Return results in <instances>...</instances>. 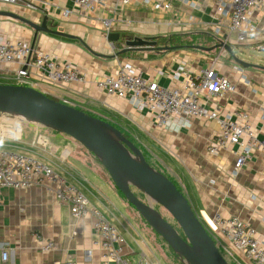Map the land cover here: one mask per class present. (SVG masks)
I'll list each match as a JSON object with an SVG mask.
<instances>
[{
  "label": "crops",
  "instance_id": "1",
  "mask_svg": "<svg viewBox=\"0 0 264 264\" xmlns=\"http://www.w3.org/2000/svg\"><path fill=\"white\" fill-rule=\"evenodd\" d=\"M44 1H50L51 7L45 5ZM171 2V11L157 10L152 4L135 3L120 8L115 14L106 11L96 15V18L75 14L67 19L72 26L65 30H70L74 36L89 44L91 49L97 50L101 55L111 56L114 49L112 43L107 40V34L99 29L102 26L100 19H111L112 32L120 33L125 41L135 37H156L155 49L132 50L115 59L96 57L86 50L82 43L41 33L35 49L51 53L60 61L71 62L86 73L88 83L54 85L34 75L33 88L68 101L87 113L93 112L91 115L99 114V118L119 124L124 121L138 130L141 129L140 125L147 128L152 125L158 130H155L159 138L156 141L171 150V156H160L170 169V178L188 197L222 255L229 261L225 256L224 258L231 264H252L241 250L223 236L213 224L212 218L217 212L225 218L238 217L247 226L254 228L258 238L264 242V160L259 150H256L242 171L234 175L235 156L232 150L219 156L208 153V146L219 132L216 120L193 118L188 119L190 127H181L177 121L169 127L158 128L148 113L138 112L127 100L110 97L97 86V83L106 77L113 76L123 63H129L161 86L172 88L176 85L173 75L178 70L186 68L198 72L216 62V72L228 76L235 85L234 92L217 101V105L223 112H248L255 129L261 132L264 70L244 68L229 61L225 55L227 50L217 47L219 39L210 41L209 46H200L209 50L181 47L174 51H162L163 47L158 45V39L174 35L178 31L196 28L212 35L208 27L216 17L212 0ZM35 3L37 9L33 10L20 6L3 8L1 5L0 10L17 11L34 19L47 17L48 20L62 17V9H73L69 0H35ZM203 4L207 5L203 7ZM254 20L260 32L249 45L264 47V11L257 13ZM83 24L96 30L91 32L84 29ZM0 37L13 42L26 41L32 44L34 32L29 31L20 22L0 17ZM230 42L236 43V37ZM17 68V64L0 66V80L7 81L5 84L8 85H17ZM241 72L247 76L249 83L240 79ZM214 106L215 104L211 105ZM37 133L39 130L35 132ZM48 140L54 149L51 155L48 154L49 144L45 143L44 137L37 142L17 141V144H6L18 146L22 149L18 152H27L48 163L67 182L81 188L90 200V208L100 210L125 238L126 244L122 246V255L125 258L137 261L144 257L150 264H155L154 256L144 250L146 245L142 237L139 238L128 226V206L106 170L88 156L76 155L78 152L74 146L62 136L49 134ZM38 150L46 155H42ZM94 224L95 217L91 212L77 219L72 215L69 206L61 205L54 195L43 188L6 189L0 201V264H65L68 260L76 264H117L106 260V252L100 245V236ZM37 235L54 241L55 249L49 252L41 251L42 244ZM129 237L136 245L128 240ZM3 251L10 254L6 263L1 261Z\"/></svg>",
  "mask_w": 264,
  "mask_h": 264
},
{
  "label": "built area",
  "instance_id": "2",
  "mask_svg": "<svg viewBox=\"0 0 264 264\" xmlns=\"http://www.w3.org/2000/svg\"><path fill=\"white\" fill-rule=\"evenodd\" d=\"M69 1L73 9H62L61 14L65 19L75 14L86 18H96V15L106 11L115 14L120 8L135 3L152 4L155 9L163 11H171L173 8L172 0ZM212 1L216 17L208 29L216 39L233 44L230 37L235 36L236 43L247 44L258 36L260 28L254 16L264 11V0ZM43 3L51 7L50 1ZM0 5L37 9L35 0H0ZM100 21L108 36L113 31V21ZM112 45L115 49L116 44ZM8 64H17L15 80L19 86L33 87L34 75L54 85L88 83L86 73L71 62L60 61L51 53L39 51L32 47L31 42H13L0 37V66ZM215 65L216 62H212L210 67L198 72L182 68L173 75L176 85L169 88L144 76L129 63H123L113 76L106 77L97 86L110 97L127 100L138 112L148 113L158 128L169 127L177 121L181 127H190L188 119L193 118L216 120L219 132L208 146V153L219 156L232 150L235 156L233 172L238 175L253 158L256 150H259L264 160V112L261 117V132L255 129L248 112H223L216 102L234 92L235 85L228 76L218 74ZM240 79L250 82L243 72ZM66 104L71 105L68 101ZM213 104L215 106L211 107ZM32 187L43 188L54 195L61 205L70 207L72 215L77 219L91 212L95 217L94 228L100 236V245L106 252L107 261L117 264H150L144 257L137 261L125 258L122 246L126 242L118 228L100 210L91 209L90 200L83 190L67 182L51 165L29 154L0 150V201L6 189L23 190ZM212 222L252 264H264V242L258 238L254 228L247 226L238 217L225 218L220 212L213 216ZM37 239L42 244L41 251L55 249L54 241L46 240L41 235H37ZM9 258V252L3 251L1 261L6 263ZM65 264L76 263L68 260Z\"/></svg>",
  "mask_w": 264,
  "mask_h": 264
},
{
  "label": "water",
  "instance_id": "3",
  "mask_svg": "<svg viewBox=\"0 0 264 264\" xmlns=\"http://www.w3.org/2000/svg\"><path fill=\"white\" fill-rule=\"evenodd\" d=\"M0 17L20 22L34 30L32 47L36 48L41 33L80 40L78 37L47 26V17L37 24L9 10H0ZM156 37H135L125 41L120 49L121 34L112 32L107 40L119 49L111 56L101 55L80 40L92 55L115 59L132 50H147L157 47ZM237 64L244 68L264 70V67L248 64L233 53L230 44L217 40ZM197 50H209L194 46ZM181 47H163L162 51H174ZM0 111L21 116L64 134L97 157L106 169L118 191L133 206L147 224L179 254L188 264H229L221 254L216 241L201 222L190 200L169 177L153 168L142 151L119 129L106 120L90 115L84 110L50 97L33 87L0 84ZM138 189L154 203L164 208L178 224L183 236L149 204L144 203L133 191Z\"/></svg>",
  "mask_w": 264,
  "mask_h": 264
},
{
  "label": "rangeland",
  "instance_id": "4",
  "mask_svg": "<svg viewBox=\"0 0 264 264\" xmlns=\"http://www.w3.org/2000/svg\"><path fill=\"white\" fill-rule=\"evenodd\" d=\"M207 4H203V7H205ZM3 7V6H2ZM4 8V7H3ZM7 10V9H2ZM11 11V10H9ZM19 15V12L12 11ZM23 16V15H22ZM25 18H28L32 21H34L37 24H42L44 21V18H32L31 16H24ZM22 24V23H20ZM47 26L53 30V31H60L65 32L71 35L72 32L70 30H65V28L71 27V23L67 21L63 16L62 17H54L47 20ZM29 31L34 32L33 29L23 24ZM83 28L90 30H96V28L92 29L89 26L83 24ZM99 29L103 32H105V27L102 25L99 27ZM174 35L176 41H181L183 44L189 45V47L194 46H209V42L212 41V37L208 34H205L202 29H186L185 31H178L175 32ZM168 37H162L160 38V44L162 42H165L164 40H167L171 38V35H167ZM166 38V39H165ZM65 39V38H64ZM132 39V38H131ZM234 39V36L230 37V40L232 41ZM81 44L79 40H74ZM125 44V43H124ZM89 45V44H88ZM233 48L234 55L239 58L240 60L248 63V64H254L264 67V47L262 46H255V45H249L247 44H238L233 43L230 44ZM90 46V45H89ZM95 50V49H94ZM119 49H114L113 54L117 52ZM98 52L97 50H95ZM225 55L229 58V61L236 63L235 60L232 58L230 53L227 51L225 52ZM137 56V55H134ZM237 64V63H236ZM243 67V66H242ZM252 69V68H249ZM258 70V69H257ZM250 71V70H248ZM16 82V81H15ZM11 81V83H15ZM1 84L8 83L7 81L0 80ZM17 83V82H16ZM15 85V84H12ZM58 101L65 102V100H61L60 98L49 95ZM77 108V106H76ZM79 109V108H78ZM88 113H93L88 111ZM95 113V112H94ZM96 117H101L99 114H93ZM99 115V116H98ZM102 119V118H101ZM106 121H109L105 119ZM110 122V121H109ZM112 122V121H111ZM123 128L128 129L131 134H133L138 141L143 155L145 156L147 162L156 170H158L161 173H165L164 175H168L170 177L169 168L164 164V161L160 158V156H171L170 154V148L163 147L160 142L156 141V139H159L156 135V130L152 125L151 127L147 128L143 125L141 126V131L136 129L133 125L125 124L124 121L120 123ZM138 126V124H137ZM37 127V128H36ZM33 128V129H31ZM39 130V133L35 134V132ZM156 130V131H155ZM49 134H56L57 136H62V138H65L68 143L72 144L74 146V149L76 150V155L78 156H88L89 159L94 160L99 166H101L104 170H106L100 160L95 157L92 153H90L84 146H82L80 143H78L76 140L66 136V135H60L58 132L53 131L49 128H46L44 126H41L40 124L36 123L35 121H32L30 119L13 115L10 113H3L0 111V150L1 151H13L18 152L22 150L18 146L13 145H7V144H17V141L20 142H37L40 140V138H45V143L49 144V148L47 147L48 154H53V145L48 140ZM26 139V140H25ZM42 140V139H41ZM44 142V141H43ZM7 143V144H6ZM5 144V145H4ZM42 155H46L41 150H38ZM27 153V152H24ZM29 154V153H27ZM48 155V156H49ZM38 156V155H37ZM40 156V155H39ZM167 168V169H166ZM169 169V170H168ZM107 172V171H106ZM108 174V172H107ZM109 176V174H108ZM167 176V177H168ZM134 193L146 204H149L152 206L156 211H158L163 218L170 223L179 233H181V229L179 228L178 224L175 222V220L171 217V215L160 205L157 203H154L151 199H149L146 195H144L142 192H140L138 189L133 188ZM121 194V193H120ZM124 201L127 204L128 208V214H127V220H128V226L133 230V232L140 238L142 237L143 241L145 242L146 247L144 250L151 253L154 257L155 264H187V262L176 252L173 251V249L162 239L160 235H158L148 224L147 222L142 218V216L137 212V210L129 204V202L122 196ZM129 241L132 242L133 245H136L135 242H133L132 238L129 237ZM225 256V255H224ZM226 257V256H225ZM227 259V257H226ZM228 260V259H227ZM229 261V260H228Z\"/></svg>",
  "mask_w": 264,
  "mask_h": 264
},
{
  "label": "trees",
  "instance_id": "5",
  "mask_svg": "<svg viewBox=\"0 0 264 264\" xmlns=\"http://www.w3.org/2000/svg\"><path fill=\"white\" fill-rule=\"evenodd\" d=\"M214 40L216 39L214 36H212V35H210ZM166 37H168V36H166ZM176 36L175 35H171V38H169V39H167V40H164L165 42H162V44H160V38H162V37H160L159 39H158V45L160 46V47H167V46H170V47H189V45H185V44H183L181 41H176V39L177 38H175ZM166 39V38H165ZM212 39V40H213ZM127 54V53H126ZM125 55V54H124ZM123 55V56H124ZM51 97V96H50ZM53 98V97H52ZM82 110V109H81ZM86 112V111H85ZM91 115V114H90ZM94 116V115H93ZM103 120H105L104 118H102ZM109 122V121H108ZM109 123H111L113 126H115L117 129H119L130 141H132L140 150H141V148H140V146H138L137 144H139L138 143V141L136 140V138H135V136L133 135V134H131L130 132H128V130L127 129H125V128H123L122 127V125L121 124H119V123H117V122H115V121H110ZM142 151V150H141ZM165 174V173H164ZM166 176H168V175H166ZM169 177V176H168ZM170 178V177H169ZM170 180L172 181V182H174L177 186H178V188L182 191V189L179 187V185L175 182V181H173L171 178H170ZM121 196H123L122 194H121ZM124 197V196H123ZM125 198V197H124ZM182 236H183V232H182V230H181V233H180ZM220 250V249H219ZM221 252V251H220ZM222 254V253H221ZM229 264H231V263H229Z\"/></svg>",
  "mask_w": 264,
  "mask_h": 264
},
{
  "label": "flooded vegetation",
  "instance_id": "6",
  "mask_svg": "<svg viewBox=\"0 0 264 264\" xmlns=\"http://www.w3.org/2000/svg\"><path fill=\"white\" fill-rule=\"evenodd\" d=\"M47 25H48V24H47ZM124 42H125V39H124V40L122 39V40H121V43H120V46H121L120 49H123V48L125 47Z\"/></svg>",
  "mask_w": 264,
  "mask_h": 264
},
{
  "label": "bare ground",
  "instance_id": "7",
  "mask_svg": "<svg viewBox=\"0 0 264 264\" xmlns=\"http://www.w3.org/2000/svg\"><path fill=\"white\" fill-rule=\"evenodd\" d=\"M159 215L161 216V217H163L160 213H159ZM188 264V263H187Z\"/></svg>",
  "mask_w": 264,
  "mask_h": 264
}]
</instances>
